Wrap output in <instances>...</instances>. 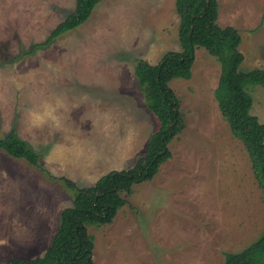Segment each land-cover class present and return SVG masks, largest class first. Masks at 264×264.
Here are the masks:
<instances>
[{
	"label": "rangeland",
	"instance_id": "obj_1",
	"mask_svg": "<svg viewBox=\"0 0 264 264\" xmlns=\"http://www.w3.org/2000/svg\"><path fill=\"white\" fill-rule=\"evenodd\" d=\"M236 27L241 68L264 67V0H218ZM176 0H103L82 25L49 41L76 0H0V136L15 130L38 166L0 151V263L42 256L73 194L132 167L158 126L135 75L179 50ZM221 63L197 47L190 78L169 82L184 126L153 179L122 191L113 221L89 225L98 264H223L264 235V191L221 112ZM264 122V86L247 85Z\"/></svg>",
	"mask_w": 264,
	"mask_h": 264
},
{
	"label": "trees",
	"instance_id": "obj_2",
	"mask_svg": "<svg viewBox=\"0 0 264 264\" xmlns=\"http://www.w3.org/2000/svg\"><path fill=\"white\" fill-rule=\"evenodd\" d=\"M103 0H76L75 9L50 33L49 41L86 22ZM180 17L179 50H168L156 63L137 59L135 75L148 110L159 126L152 132L145 153L128 169L111 170L90 186H79L61 177L65 188L73 194V204L66 207L51 246L42 256H15L0 264H98L92 257L93 235L89 225L113 221L127 203L122 191L131 192L138 182L151 180L160 165L171 157L169 143L184 126L179 100L169 86L172 78H190L197 47L205 48L221 63L216 98L235 137L243 141L259 186L264 191V122L251 113L253 98L249 84L264 86V67L241 68L244 55L239 49L242 36L232 26L218 23V0H176ZM0 151L38 166L40 154L15 130L0 136ZM223 264H264V235L240 252H226Z\"/></svg>",
	"mask_w": 264,
	"mask_h": 264
}]
</instances>
